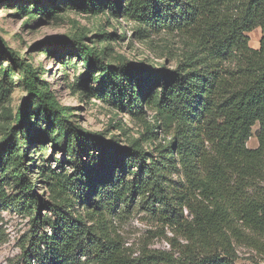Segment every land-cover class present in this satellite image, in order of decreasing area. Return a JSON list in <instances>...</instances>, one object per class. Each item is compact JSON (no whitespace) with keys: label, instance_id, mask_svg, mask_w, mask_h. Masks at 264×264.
<instances>
[{"label":"trees","instance_id":"16d2710c","mask_svg":"<svg viewBox=\"0 0 264 264\" xmlns=\"http://www.w3.org/2000/svg\"><path fill=\"white\" fill-rule=\"evenodd\" d=\"M68 1L92 9L105 3L113 13L121 7V1ZM125 17L139 27L180 34L193 47L173 69L107 68L115 107L127 104L143 111L153 106L163 118L170 140L156 162L68 125L71 108L59 105L55 93L40 89L33 66L0 36V48L24 74L27 99L19 111L20 126L32 98L39 110L68 126L75 169L66 188L83 211H74L69 201H46L29 177L26 157L14 154L11 172L18 194L8 196L0 188V211L36 214L15 264H237L235 240L264 258V0H129ZM256 29L262 39L260 48L252 49L249 34ZM73 43L104 65L89 47ZM234 60L233 69H225ZM256 126L258 148L250 149ZM137 160L140 173L128 182L126 172ZM168 168L182 173L185 191L167 185ZM137 196H148L147 211L165 225L185 230L187 243L173 244L177 256L152 250L131 258L111 233L108 215L122 206L130 210ZM44 212L52 218L45 219Z\"/></svg>","mask_w":264,"mask_h":264},{"label":"rangeland","instance_id":"374dc122","mask_svg":"<svg viewBox=\"0 0 264 264\" xmlns=\"http://www.w3.org/2000/svg\"><path fill=\"white\" fill-rule=\"evenodd\" d=\"M107 1H121L119 13L109 12L104 2V5L98 2L92 9L81 1L0 0V36L33 66L42 81L40 89L51 95L55 93L59 105L71 108L68 125L78 126L119 147L141 152L148 163L151 157L156 162L170 140L163 118L153 106L143 111L130 109L127 104L115 107L110 101L113 80L107 68L128 65L137 70L173 69L193 47L180 34L157 32L129 21L125 17L129 0ZM249 37L250 47L259 49L261 30L256 29ZM74 40L89 47L104 65L86 57ZM231 63L225 69H233L237 60ZM26 99L23 72L0 48V188L8 196L18 194L11 171L16 160L14 154L20 153L26 157L24 166L29 177L46 201L57 204L69 201V206H75L74 211L83 212L66 188L75 169L74 149L69 148L67 140L68 126L59 125L39 110L34 98L28 104L25 125L20 126L19 111ZM258 131L256 126L248 148H258ZM84 157L88 164L92 163L90 156ZM139 162L126 172L128 182L140 173ZM165 173L171 189L185 191L183 185L187 181L178 169L168 168ZM146 198L137 196L130 210L122 206L116 215H108L111 233L118 237L131 258L152 250L173 252L177 256L173 244L187 243L185 230L165 225L150 214L144 204ZM183 213L189 216L186 208ZM43 214L45 219L52 218L47 212ZM35 216V212L29 215L13 209L0 211V264L17 263L30 238ZM234 243L240 255L237 264H264V258L253 249L239 240Z\"/></svg>","mask_w":264,"mask_h":264}]
</instances>
